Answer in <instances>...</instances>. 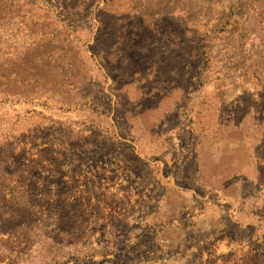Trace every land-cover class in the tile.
I'll use <instances>...</instances> for the list:
<instances>
[{
	"label": "rangeland",
	"instance_id": "1",
	"mask_svg": "<svg viewBox=\"0 0 264 264\" xmlns=\"http://www.w3.org/2000/svg\"><path fill=\"white\" fill-rule=\"evenodd\" d=\"M0 264H264V0H0Z\"/></svg>",
	"mask_w": 264,
	"mask_h": 264
}]
</instances>
